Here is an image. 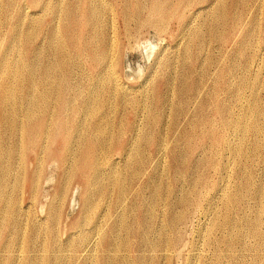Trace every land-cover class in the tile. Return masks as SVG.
Wrapping results in <instances>:
<instances>
[{
    "label": "rangeland",
    "instance_id": "374dc122",
    "mask_svg": "<svg viewBox=\"0 0 264 264\" xmlns=\"http://www.w3.org/2000/svg\"><path fill=\"white\" fill-rule=\"evenodd\" d=\"M94 1L0 0L6 110L19 106L23 119L31 78L51 108L69 102L59 138L42 140L54 150L38 154L41 174L24 136L7 142L15 156L0 201V264H264V131L255 128L264 127V0H186L162 23L150 0ZM161 1L174 11L180 0ZM103 37L114 42L108 71L90 54ZM103 132L106 147L83 154ZM29 166L40 175L33 196ZM257 215L258 236L246 223ZM94 222L111 236L100 246ZM142 241L157 247H130Z\"/></svg>",
    "mask_w": 264,
    "mask_h": 264
},
{
    "label": "bare ground",
    "instance_id": "6f19581e",
    "mask_svg": "<svg viewBox=\"0 0 264 264\" xmlns=\"http://www.w3.org/2000/svg\"><path fill=\"white\" fill-rule=\"evenodd\" d=\"M96 1V0H95ZM94 1V2H95ZM103 1V0H102ZM138 2V0H136ZM216 1V0H215ZM105 3V2H104ZM110 4V3H109ZM186 4V0H180L179 3L177 4V6L175 7L176 10L172 11V10H168L166 5L164 4L163 1L161 0H150V3H149V13L151 16H159L161 18V23L165 20V21H169L171 20L172 18H174V15H177L178 11H180V9L184 8V6ZM138 5V4H137ZM141 6V5H139ZM61 8V7H60ZM89 9V8H88ZM91 9V8H90ZM102 9V6L100 7V9L98 11H100ZM89 11V10H88ZM140 7H139V11L140 12ZM88 13V12H87ZM124 13V12H123ZM134 14V13H133ZM141 15V14H140ZM179 15V14H178ZM177 15V16H178ZM58 16V15H57ZM60 16V15H59ZM88 16V15H87ZM124 16V15H123ZM135 16V14H134ZM89 17V16H88ZM71 18V17H70ZM155 18V17H154ZM157 18V17H156ZM159 18V19H160ZM2 19V18H1ZM149 19V17H148ZM147 20H144L141 21V24H144V23H148V22H152V21H148ZM111 20V19H110ZM151 20V19H150ZM92 21V20H91ZM94 22V21H93ZM88 23V22H87ZM114 23V20L113 22ZM111 24V23H110ZM150 24V23H149ZM91 25V24H90ZM95 25V24H94ZM151 25V24H150ZM153 25V24H152ZM239 25V23H238ZM85 28H87L88 26H83ZM93 29H94V26H92ZM14 28H17V27H14ZM233 28V27H232ZM234 29V28H233ZM112 30V29H111ZM236 30V28H235ZM51 31V30H50ZM92 31V30H91ZM17 33V32H16ZM20 33V32H19ZM28 33V32H27ZM31 33V32H30ZM84 31L81 30V37L84 36ZM89 34V33H87ZM86 34V35H87ZM14 35H20V34H14ZM85 35V36H86ZM65 36V35H64ZM19 37V36H18ZM28 37V35H27ZM30 37V36H29ZM28 37V38H29ZM51 37V36H49ZM53 38V37H52ZM104 39H99V45L100 46H97V49L94 50V51H91L90 54H97L98 56V59L100 60V62H103V64H105V68L106 70L108 71V69L110 70V68H108V58L110 57L109 56V51L110 49L114 46V42L110 41L111 38H110V44L108 45V42H107V38L103 37ZM257 38V37H256ZM78 39V38H77ZM83 40V39H82ZM81 40V42H82ZM90 40V39H89ZM257 41V40H256ZM20 42V41H19ZM74 42V41H73ZM76 42V41H75ZM80 42V41H79ZM88 42V41H87ZM78 43V42H77ZM85 44V43H84ZM92 44V43H91ZM14 45V43H13ZM113 45V46H112ZM94 46V45H93ZM86 48H88L86 46ZM91 48V47H90ZM112 50V49H111ZM90 51V50H89ZM87 52V51H86ZM111 55V54H110ZM90 56V55H89ZM95 58V57H93ZM256 59V58H255ZM3 61V60H1ZM0 61V71H2V73H8L10 72V64L8 63H3ZM95 61H98L97 59ZM99 62V63H100ZM112 65V64H111ZM50 68V67H49ZM249 68V67H247ZM12 69V68H11ZM27 69V68H26ZM51 69V68H50ZM49 70H45V74H46V77H51V71ZM246 71V70H245ZM1 73V74H2ZM14 73V72H13ZM108 74V73H107ZM98 75H101V74H98ZM97 75V76H98ZM15 77V76H14ZM100 78V77H99ZM65 79V77H64ZM101 79V78H100ZM247 81V80H246ZM62 85H64V83H61ZM61 85V86H62ZM41 85L39 83H37L35 80H33L32 78L29 80L28 84H27V87L30 91V94H29V101L27 103V106H26V109L27 111L25 112V115L23 117V119H18V118H14L15 116V113H16V110L19 108V106H16L14 107L13 110H6V104H8V102L11 100V96L13 94V90H12V87H8V86H5L1 84V80H0V120H1V125L2 127L0 126V201L3 200L6 196H7V193H5L6 189L8 188V185H9V176H10V171L9 170H12V161L14 159V156H15V146H11L9 147L8 146V143L9 140L13 139V137L15 136H24L25 137V141L23 145V148L25 146V148L27 149H31L33 151V153L36 155V171L39 172V174L42 173V167H43V162L44 160H41L38 158V154L39 153H46L47 155H49V152L50 151H53L52 148L50 147H47L46 145H44V142L42 141L43 139H51L52 138V142H55L57 140V138H59V133H61L62 131V128L64 127V120L65 118H61L63 116V109L64 108H67L69 107V102L68 101H64V103L60 104L58 103L57 106H54L53 108L50 107V104L48 102V99H50V95L48 93H46L45 91H39V87ZM67 86V85H66ZM49 87V86H48ZM193 87V85H192ZM39 96L42 97L44 99V105H40L39 103ZM15 100V99H14ZM13 100V101H14ZM12 101V100H11ZM10 101V103H11ZM253 108V106L251 107ZM21 109V108H19ZM53 109H57L58 110V115L57 117L54 118L52 124H51V127L49 126V129L45 128L43 129V121H44V118H46L51 111H53ZM22 110V109H21ZM21 110L19 111V113L21 112ZM260 110V109H259ZM256 111V110H255ZM258 112V111H257ZM57 113V112H56ZM253 113V112H252ZM256 113V112H255ZM22 114V112H21ZM20 114V115H21ZM53 114V113H52ZM253 115V114H252ZM22 116V115H21ZM20 117V116H19ZM258 117V116H257ZM48 118V117H47ZM51 120V119H50ZM50 123H48L49 125ZM264 124V123H263ZM261 126V125H260ZM247 127V126H246ZM245 127V128H246ZM244 128V127H243ZM255 128L256 129H259V130H263L264 131V127H259L258 125H255ZM243 130H249V127L247 129H243ZM244 132V131H243ZM250 132V131H249ZM260 132V131H259ZM245 133V132H244ZM248 133V132H246ZM261 133V132H260ZM259 133V134H260ZM79 135V134H78ZM245 135V134H244ZM63 139V138H62ZM107 140V136L105 135V133L103 132L102 135L99 137L97 143H94V141H87V144L82 148L83 150V154L85 153V155L87 154H90V153H93V152H96L97 149H103L106 147V142ZM45 141V140H44ZM61 143H65V141L61 140ZM239 147V146H238ZM59 150V157H58V162L62 163L63 166L65 165V153L69 152V150H67L65 148V146H60L57 148ZM237 149V148H236ZM239 149V148H238ZM242 149V147H241ZM101 151V150H100ZM220 151V150H219ZM238 151V150H237ZM241 151V150H240ZM163 152V151H161ZM220 153V152H219ZM37 159L38 160V163H37ZM56 159V158H55ZM97 167V166H96ZM30 168L31 166L29 167H25L26 169V177L28 179V182H29V188H30V192H31V195H35L36 194V189L38 188V184H39V181H40V175L39 174H33L32 176V173L30 174ZM216 169V168H215ZM34 172V173H35ZM5 173H8V175H2V174H5ZM30 174V175H29ZM32 176V178H30ZM15 178V177H14ZM68 179V178H67ZM210 180V179H209ZM18 181V180H17ZM104 188V186H103ZM158 186L155 184L154 185V190L152 192H157L158 191ZM243 189V188H242ZM260 192L261 193H264V187H260ZM253 190V189H252ZM239 191V190H238ZM241 191V190H240ZM244 192V191H243ZM239 193V192H238ZM242 193V191H241ZM240 193V194H241ZM239 196V195H238ZM241 196V195H240ZM264 196V195H263ZM236 197V195H235ZM261 197V196H260ZM121 198V194L118 193L117 194V199H120ZM234 198V197H233ZM250 198V197H249ZM263 199V198H262ZM36 200V199H35ZM264 200V199H263ZM34 201V200H33ZM211 201V200H210ZM2 202V201H1ZM262 203V202H261ZM34 204V202L32 203ZM23 206V205H22ZM33 206V205H32ZM261 206V205H260ZM28 207V206H27ZM26 207V208H27ZM30 207V206H29ZM263 207H264V204H263ZM22 208V207H21ZM32 208V207H31ZM259 208V207H258ZM261 208V207H260ZM262 209V208H261ZM22 210V209H21ZM258 213V210L255 211ZM263 212V211H262ZM261 212V214H262ZM27 213V212H26ZM260 213V212H259ZM260 214V215H261ZM264 214V212H263ZM260 215H257L255 218H249V219H245L246 220V223L250 225L251 227V233L254 234V235H257L258 234V229H259V226H260ZM21 216V215H20ZM181 217V216H180ZM144 219L148 218V217H143ZM216 218V217H215ZM218 218V217H217ZM245 218V217H244ZM175 219V218H174ZM177 219V218H176ZM180 219V218H178ZM181 220V219H180ZM173 221V220H172ZM172 221L170 222L172 224ZM175 222V221H174ZM180 222V221H179ZM170 224V226H171ZM238 224V223H237ZM244 224V223H243ZM264 224V223H263ZM87 225V224H85ZM85 225H82V230L84 231V228H85ZM175 225V224H173ZM172 225V226H173ZM241 225V224H240ZM248 226V225H247ZM243 227V225H242ZM241 228V227H240ZM261 230V229H260ZM242 231V229H241ZM90 232L91 233H94V237L99 235V234H102V236L99 238V246L101 245L103 239L105 236H109L111 237L110 235H106L104 234V229L102 227L99 226V224L97 222H94L91 229H90ZM237 232V230H236ZM235 232V233H236ZM245 232V230H244ZM180 233V232H179ZM238 233V232H237ZM233 234V232H232ZM231 234V236H232ZM245 234V233H244ZM260 234V233H259ZM73 235V234H72ZM181 235V234H180ZM230 235V234H229ZM253 235V237H254ZM54 236V235H53ZM258 236V235H257ZM236 237V236H234ZM237 237H239L237 235ZM252 237V236H251ZM183 238V237H182ZM226 238V237H224ZM246 238V237H245ZM255 238H258V237H255ZM234 239V238H233ZM241 239V237H240ZM247 240V238H246ZM262 240V239H261ZM259 240V241H261ZM223 241L224 239L222 240L221 244H223ZM236 241V240H234ZM245 241V240H244ZM248 241V240H247ZM250 241V240H249ZM252 241V240H251ZM255 241V240H254ZM107 242H109V240H107ZM226 245H227V249H231L233 248L232 247V240H228L226 239ZM238 242V241H237ZM18 243V242H17ZM73 243L72 241L70 243H66V244H71ZM234 243V242H233ZM252 243V242H251ZM258 243V242H257ZM63 245V244H62ZM149 245L150 247H152V250L154 251V249H156V244H153V242H147V241H142V244L141 245H136V246H130V247H133V248H142L144 246H147ZM179 245V244H178ZM186 245V244H185ZM224 245V244H223ZM240 245V244H239ZM251 246V244H249ZM248 245V246H249ZM253 245V244H252ZM20 246V245H19ZM79 246V245H78ZM74 247V255H80L81 254V251H82V247ZM234 246V245H233ZM245 247V245H243ZM249 246V247H250ZM259 246V245H258ZM260 246H261V243H260ZM184 247V246H183ZM182 247V248H183ZM242 247V246H241ZM248 247V248H249ZM238 248V247H237ZM261 248V247H260ZM51 250H57V251H62L64 250V248L62 246H59V247H56V248H50ZM247 249V247H246ZM252 249V247H251ZM255 249V248H253ZM236 250H240V249H236ZM116 251V250H115ZM183 251V250H182ZM232 251V250H231ZM249 251V250H248ZM253 251V250H252ZM178 252V251H177ZM225 252H228L225 251ZM224 252V253H225ZM237 252V251H236ZM243 252V250H242ZM250 252V251H249ZM260 252V250L258 251ZM182 253V252H181ZM222 253V251H221ZM223 253V255H224ZM234 253V252H233ZM241 253V252H240ZM264 253V252H263ZM231 254V253H230ZM235 254V253H234ZM238 254V253H237ZM249 254V253H248ZM247 254V255H248ZM252 254V253H251ZM259 254V253H258ZM261 254V253H260ZM221 255V254H220ZM219 255V256H220ZM244 254H242L243 256ZM246 255V254H245ZM246 255V257H247ZM262 255V254H261ZM228 256V255H227ZM254 256V255H253ZM218 257V256H217ZM226 257V256H225ZM229 257V256H228ZM261 257V256H260ZM81 256L78 257V259H80ZM182 258V257H181ZM180 258V259H181ZM241 258V257H240ZM249 258V257H248ZM251 258V257H250ZM191 259V258H190ZM217 259V258H216ZM219 259V257H218ZM226 259V258H225ZM246 259V258H245ZM227 260V259H226ZM242 260V258H241ZM260 260V259H259ZM258 260V261H259ZM139 262H142V260H138ZM228 261V260H227ZM245 261V260H244ZM264 261V259H263ZM170 262V261H169ZM234 262V261H233ZM250 262V261H248ZM255 262V261H254ZM257 262V261H256ZM255 262V263H256ZM101 263L102 264H127V262L125 260H121V259H117V258H108V259H103L101 260ZM243 263V262H242ZM245 263V262H244ZM263 263V262H262ZM186 264V263H185ZM240 264V263H238ZM248 264V263H247ZM250 264V263H249ZM254 264V263H253ZM258 264V263H257Z\"/></svg>",
    "mask_w": 264,
    "mask_h": 264
}]
</instances>
